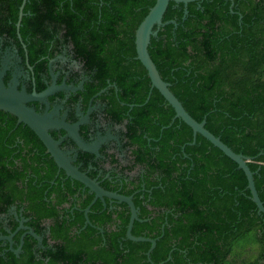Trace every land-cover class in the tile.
Here are the masks:
<instances>
[{
	"label": "trees",
	"instance_id": "16d2710c",
	"mask_svg": "<svg viewBox=\"0 0 264 264\" xmlns=\"http://www.w3.org/2000/svg\"><path fill=\"white\" fill-rule=\"evenodd\" d=\"M154 2L71 0L66 8L68 37L102 71L89 94L110 77L117 92L109 90L107 115L125 122L129 169L143 168L132 177L111 171L113 181L100 176V185L132 195L138 219L131 233L155 239L150 260L149 241L126 237L127 204L97 198L85 224L94 193L76 195L83 184L58 172L34 132L0 110V214L17 201L24 224L41 236L16 231L12 248L20 252L6 242L0 264H264V213L244 172L199 133L191 143L192 129L173 119L136 59L135 30ZM162 21L148 45L162 79L193 118H205L210 132L251 157L264 204V0L191 1L186 14L169 1ZM17 225L11 219L3 234ZM251 231L253 250L236 249Z\"/></svg>",
	"mask_w": 264,
	"mask_h": 264
},
{
	"label": "flooded vegetation",
	"instance_id": "af4514ba",
	"mask_svg": "<svg viewBox=\"0 0 264 264\" xmlns=\"http://www.w3.org/2000/svg\"><path fill=\"white\" fill-rule=\"evenodd\" d=\"M69 1L71 0H0V77L6 86L15 84L18 90H24L27 94L40 93L55 86L57 89L43 100L27 101L25 104L41 114L56 111L54 117L62 118L69 124L80 122L77 131L87 143L102 139L97 152L92 153L81 149L62 128L48 130L51 136L59 141L60 149L68 154L71 163L80 171L85 172L99 184L100 176L113 181L112 177L115 174L110 176L111 171L122 169L126 176L138 175L143 168L135 166L130 170L128 167L129 149L124 145L123 136V132L126 131L125 122L116 123L107 115L108 93L111 87L117 92L115 84L110 77L104 76L105 86L89 94L91 88L101 82L97 74H102V71L97 68L96 63L91 62L90 57L84 58L80 54L82 48L75 47L68 37L66 8ZM62 84L65 85V89L60 88ZM19 123L22 122H18L16 118L15 124ZM17 139L13 143L16 148L20 141ZM45 152L48 153L46 147ZM86 153L91 156H86ZM111 154L118 158L116 162L110 160ZM57 169L58 172L60 170L64 172L58 166ZM90 172L95 174L91 176ZM86 188L83 185L76 195L84 192ZM109 191L120 193L117 190ZM112 202L117 201L111 199L110 203ZM17 203L14 201L7 212L0 214V235H9L13 232L15 234L21 221L24 226L29 227L24 224L28 218L21 216ZM11 219L18 222L16 229L3 234V229H9ZM45 225H49V220L45 221ZM26 231L25 229L24 234L28 233ZM2 240L0 243L2 247L6 242L8 249L20 247L12 248V240L11 244L6 239Z\"/></svg>",
	"mask_w": 264,
	"mask_h": 264
},
{
	"label": "water",
	"instance_id": "95a60500",
	"mask_svg": "<svg viewBox=\"0 0 264 264\" xmlns=\"http://www.w3.org/2000/svg\"><path fill=\"white\" fill-rule=\"evenodd\" d=\"M169 1H174L177 4L182 3L184 6V14H186L187 4L189 2L201 0H155L154 4L149 8L148 12L135 30L134 42L136 59H138L146 69L147 75L150 79L151 87H155L174 109L175 113L173 119L179 118L192 129L193 139L191 143L195 141L196 133H199L208 141H210L212 145L220 149L227 157L233 160L237 164V167L244 172L247 178L246 188L249 189L250 197L255 203L258 212L264 213V204L256 190L253 172L247 165V162L251 160V157L241 152L233 151L226 143L221 140L220 136L214 135L205 127V118H203L201 121H198L187 112L181 101L170 90V83L162 79L154 61L148 52V45L150 43L151 37L157 33L154 28L164 24L162 18ZM171 22L175 23L173 20H171ZM60 88L65 89V85L62 84ZM56 89L57 88L55 86H51L40 93L27 94L24 90H18L15 84L6 86L0 77V110L13 114L17 118L18 122H22L27 125L44 144L46 151L54 159L58 168L63 169L66 176L78 180L94 193L93 201L84 210L86 218L85 224L89 223L87 213L89 211L90 205L97 198L103 202L104 198L107 197L117 202L126 203L130 212L126 227V237L133 241H149L150 248L147 251V257L149 259L150 252L155 246V239L144 236H135L131 233L133 222L134 220L138 219V208L135 206L132 196L106 190L100 186L98 181L90 178L85 172L80 171L71 163L68 154L60 149L59 141L55 140L48 130L50 128H62L72 137V139L81 149L92 153L97 152V148L100 145L102 139H99L94 143H87L81 138L77 131L80 122L69 124L62 118L54 117V113L56 114V111L44 112L41 114L25 104L27 101L43 100L48 94L52 93ZM17 229H26V232L33 235L36 239L39 241L41 239L31 228L24 226L23 221L20 222V225ZM13 234L14 232L9 235H0V240L6 239L11 244ZM19 250L20 247L18 249H12V251H14L16 254H18Z\"/></svg>",
	"mask_w": 264,
	"mask_h": 264
},
{
	"label": "rangeland",
	"instance_id": "374dc122",
	"mask_svg": "<svg viewBox=\"0 0 264 264\" xmlns=\"http://www.w3.org/2000/svg\"><path fill=\"white\" fill-rule=\"evenodd\" d=\"M234 246L236 249L244 248L246 246L247 249L251 248L253 250L254 246H256V241L253 232L251 231L246 233L244 237L236 241Z\"/></svg>",
	"mask_w": 264,
	"mask_h": 264
}]
</instances>
